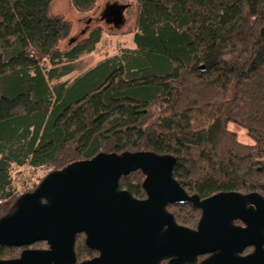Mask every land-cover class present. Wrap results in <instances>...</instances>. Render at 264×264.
<instances>
[{"label": "trees", "instance_id": "16d2710c", "mask_svg": "<svg viewBox=\"0 0 264 264\" xmlns=\"http://www.w3.org/2000/svg\"><path fill=\"white\" fill-rule=\"evenodd\" d=\"M53 1L0 0V218L18 198L17 169L50 173L98 154L170 155L190 195L264 198V0H137L133 45L70 79L104 31L74 41ZM97 1L70 0L79 14ZM143 180L136 170L119 188L140 197ZM167 210L188 228L200 216ZM79 238L78 260L91 258ZM21 250L0 246V260Z\"/></svg>", "mask_w": 264, "mask_h": 264}, {"label": "water", "instance_id": "95a60500", "mask_svg": "<svg viewBox=\"0 0 264 264\" xmlns=\"http://www.w3.org/2000/svg\"><path fill=\"white\" fill-rule=\"evenodd\" d=\"M124 9L108 5L102 17L118 27ZM174 164L170 155L125 152L50 172L0 218V246L27 247L0 264H76L78 234L99 254L81 264H197L204 256L199 264H264V198L235 192L189 197L172 176ZM136 170L144 175L143 201L119 188L120 178ZM188 203L201 210L196 230L177 225L167 212ZM38 242L48 248L29 249Z\"/></svg>", "mask_w": 264, "mask_h": 264}, {"label": "rangeland", "instance_id": "374dc122", "mask_svg": "<svg viewBox=\"0 0 264 264\" xmlns=\"http://www.w3.org/2000/svg\"><path fill=\"white\" fill-rule=\"evenodd\" d=\"M136 1L137 0H98L95 8L86 14L77 13L71 6L70 0H54L50 6L49 13L51 15L62 16L72 25V32L70 38L74 41L81 40L87 35V32L95 27H100L104 31V36L98 47V50L90 55H84L80 61L75 63L76 71L72 73L67 79L79 75L88 68L94 66L98 61L104 59L105 56H112L119 53L120 50L131 47L133 45L134 22L136 18ZM125 5L123 12V23L115 27L111 22L105 21L102 17L104 10L108 5ZM68 40L61 44V47H67ZM66 78L62 79L64 81ZM230 129L238 135V139L243 143H248L249 140L243 130L230 126ZM49 170H31L26 167L17 169L14 174H19L16 178L18 184V191L15 194L19 197L22 194L29 192L39 184ZM170 211L174 209H169ZM192 227V226H191ZM81 237L79 238V242ZM42 249V248H39Z\"/></svg>", "mask_w": 264, "mask_h": 264}, {"label": "flooded vegetation", "instance_id": "af4514ba", "mask_svg": "<svg viewBox=\"0 0 264 264\" xmlns=\"http://www.w3.org/2000/svg\"><path fill=\"white\" fill-rule=\"evenodd\" d=\"M126 192H128L135 200H138V201H143V200H145L146 199V193H145V191H143V194L140 196V197H135V196H133L129 191H126ZM185 192V191H184ZM189 197H192V196H196V195H190V194H188L187 192H185ZM213 196V195H212ZM198 197V196H197ZM211 197V196H210ZM209 198V197H208ZM198 199L201 201V200H204V199H200L199 197H198ZM206 199V198H205ZM183 205H191L194 209H196L197 211H199V213H200V216H199V219H198V221H197V223H196V225H195V227L194 228H188V227H186V226H183L184 228H187V229H190V230H196V228H197V225H198V222H199V220H200V217H201V210L199 209V208H197V207H194L191 203H188V204H183ZM167 212H168V210H167ZM168 213H170V212H168ZM171 214V213H170ZM172 215V214H171ZM173 216V215H172ZM174 217V216H173ZM177 224V223H176ZM234 224L236 225V226H242L243 227V224L240 222V221H234ZM177 225H179V224H177ZM179 226H182V225H179ZM76 236H80L81 238H82V240H83V242H84V245L90 250V251H92L94 254H93V256L91 257V258H88V259H85V260H82V261H79L78 260V258H77V256H76V253H75V259H76V264H81V263H83V262H86V261H90V260H92V259H95V258H97L98 256H99V254H98V252L96 251V250H94L93 248H89L87 245H86V243H85V239H86V237H85V235L84 234H78V235H76ZM76 238V237H75ZM22 250H21V252L23 251V250H25V249H27V247H25V248H21ZM29 249H35V248H30L29 247ZM249 249H252V248H249ZM75 251V250H74ZM251 253V252H250ZM249 254V253H248ZM247 255V254H246ZM207 258V256H204V257H198V262H197V264H199L201 261H203L204 259H206ZM168 263V261H163V262H161V264H167Z\"/></svg>", "mask_w": 264, "mask_h": 264}, {"label": "crops", "instance_id": "0c3cea01", "mask_svg": "<svg viewBox=\"0 0 264 264\" xmlns=\"http://www.w3.org/2000/svg\"><path fill=\"white\" fill-rule=\"evenodd\" d=\"M123 5V4H122ZM125 6H126V4H125ZM89 69V68H88Z\"/></svg>", "mask_w": 264, "mask_h": 264}]
</instances>
